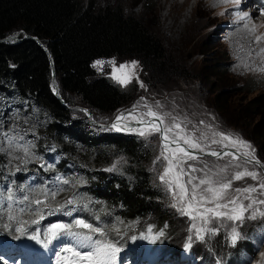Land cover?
<instances>
[{
  "label": "trees",
  "instance_id": "obj_1",
  "mask_svg": "<svg viewBox=\"0 0 264 264\" xmlns=\"http://www.w3.org/2000/svg\"><path fill=\"white\" fill-rule=\"evenodd\" d=\"M14 32H18L20 41L1 40ZM30 36L38 38L41 45ZM198 52L203 53V49ZM134 57L152 84L180 73V66L168 57L160 39L132 12L124 13L120 3L96 6L93 0H0V107L9 103L11 96L17 110L37 114L46 123L44 139L63 153V161H78L83 166L76 168L87 176L86 186L80 190L83 194L75 195L81 207L90 211L88 217L94 211L104 224L125 221L135 230L151 222L165 232L160 240L163 248L178 251L192 236L180 240L176 222L180 216L164 203V189L147 168L144 139L133 133L100 129L83 112L66 107L73 103L86 107L96 120L100 115L114 117L129 103L136 86L121 88L107 74L97 73L93 61ZM50 58L65 105L49 86ZM216 66L222 70L214 75L224 71L222 63ZM72 96L79 97V101H73ZM256 101L254 98L244 109L254 112ZM256 126L255 140L264 159V113ZM113 151L124 157V164L103 168L104 163L114 160L110 157ZM4 157L0 154V183L15 181L16 177L6 173ZM0 232L3 237L1 227ZM13 234L8 231L6 246L0 250L5 256L15 257L22 246L11 240ZM209 243L202 250L220 255L225 264H243L237 257L238 250L250 248L247 239H238L233 245L221 233Z\"/></svg>",
  "mask_w": 264,
  "mask_h": 264
},
{
  "label": "rangeland",
  "instance_id": "obj_2",
  "mask_svg": "<svg viewBox=\"0 0 264 264\" xmlns=\"http://www.w3.org/2000/svg\"><path fill=\"white\" fill-rule=\"evenodd\" d=\"M81 1L86 2L87 0ZM93 1L96 6L120 3L124 13L129 14L132 12L142 21L144 26L160 39L168 57H171L180 66V73L177 76L173 75L165 78L162 83L152 84L148 79V74L145 71H141L142 65L138 58H128L124 61L114 59L117 67L120 64L130 63L132 61L139 62L135 75L139 77V81L143 82L144 87H140L139 82L135 78H133L132 83L127 87H123L112 78V66L108 63V61L113 60L112 58L94 60L93 64L97 60L105 61L102 69L100 67H94V69L99 74H107L121 88L129 89L131 86H136L131 92L132 98L129 103L125 104L126 107L121 108L114 117L123 111H130L133 108H135L138 114L146 113L148 109L144 105L147 103L154 111H158L161 114H171L170 117L166 118V124L171 125L173 123L171 117H175V122L181 124L185 129V134L194 133V138L199 140L201 145L204 146L205 151L223 149L226 152L237 151L228 141L212 144V139H221L219 136H214V133H226L231 134L233 137L242 138L251 144L255 157L261 162L260 165L253 163L246 166L242 165L241 168H235L233 167L234 165L242 164V156L240 159H233L232 156L228 155L218 158L206 155L200 156L191 151L199 159L188 160L186 157H183L182 153H177V160L183 159L185 161L182 166L186 170L189 165L200 169L204 168V165L207 164L206 171L211 170L212 172L217 171L219 168L227 167L225 174L228 175L229 179H231L235 171H242L244 167L258 173L256 180H253L251 177H245L242 180L233 181L232 189L230 190L231 195H235L234 189L236 187H247L249 185L258 187L264 181V159L260 155L259 147L255 140L257 131L256 122L262 113H264V72L258 70L264 68V52L261 51L264 49V44L255 46L257 43L254 40L255 36L251 37V35H256V32L261 33V30H264V18L257 17V19H254V14L257 12L248 8L245 11L249 17L245 19L250 20L252 25H249L245 21L238 24L236 28H228L227 23L230 19L232 20L236 17L228 9L231 5L230 0L226 3L220 2V0ZM257 15L260 14L257 13ZM247 28L251 30H247ZM16 33L14 32L12 34ZM6 40L11 41L12 39ZM200 48L203 49V53L198 52ZM217 63L223 64L224 71L214 75L215 72L222 70L217 68ZM56 85L58 87V81L51 76L49 84L51 91ZM8 94L9 92L7 91L6 96H9ZM9 98V101L7 100L9 103L0 107V154L5 156L3 158L5 163L7 165L12 164L13 166L19 167L21 165L22 167H27L29 163L38 162L44 163L49 168L55 167L56 162L61 158L62 154L61 152H57L56 145L53 142L44 139V126L46 123L41 122L37 114L29 110L25 112L19 109L17 110L16 105L12 103L13 98L11 96ZM254 98L257 99L256 102L258 105L255 107L254 112L251 113L246 111L244 106L248 105ZM71 99L76 102L79 101V97L77 96H72ZM157 102H159V108H157ZM64 104H66L65 101ZM73 105H76V103H73L70 109L78 110L72 108ZM104 116L106 115H100L97 121L108 124L114 118ZM128 119L124 120L125 122L119 126L121 127L119 129L140 136L136 131L125 130L127 128L132 129L129 126L130 121H127ZM132 120L135 121L134 119ZM102 129L110 128L106 127ZM112 129L117 130V128ZM204 135L207 136V139H200ZM140 137L144 139L147 149L146 157L149 158L147 168L152 173V177L156 183L164 189L162 196L164 203L171 206L174 202L173 198L168 192L166 185L161 183L159 177L165 167L168 166L167 161L164 160L161 153L163 152L165 155H171L172 153L165 151L163 145L160 143L158 134ZM180 142L184 144L182 140ZM224 144L228 146L224 147ZM184 145L187 146L186 144ZM23 148L28 149L27 155H25ZM252 149H249V151H252ZM191 150L199 151L198 149ZM240 152H243L242 148ZM49 153H52V155L48 156L47 154ZM16 157H19V159ZM110 157H114V160L109 164L104 163L103 168H112L114 167V163L118 166L124 164V157L122 158L116 151H113ZM193 175L202 177L204 173L197 171ZM187 178V176L184 177L185 180ZM55 182L51 178L44 180L36 177L31 181L30 189L34 191H39L43 188L51 190ZM55 191L56 196L54 199L50 198L52 203L48 204L49 207H52V205L60 206V202H63L64 196L61 199L58 197L61 191L59 189H55ZM261 191H264V189L258 190L252 195L257 199L264 200V196L260 195ZM54 200L56 201L54 202ZM244 203L247 205L249 201L245 200ZM21 208L28 209L25 206L19 209ZM256 208L264 211V205H254L252 210ZM83 212L84 210H82ZM176 212L180 216L176 219L180 240L190 235L196 239L195 242L201 247L200 249H206V244H210L209 241H213L217 237L216 233L206 232L203 233L205 235L204 241L197 239L195 231H190V226L193 221L186 220L181 217L183 215L180 212L177 210ZM13 214L17 217V221L21 222L20 226L21 224H28L33 217L29 209L25 213L16 211ZM36 214H39V212ZM7 215L8 213L4 215V218L1 217L3 225L9 224V227H12V225L18 224L16 221H8ZM196 223L198 225L201 224L199 220ZM32 224L34 223L32 222ZM103 226L109 238L115 240H120L126 235V231L129 229L135 232V227H128L125 221H118L112 223V225ZM213 226H219V233L230 242H232L231 228L237 227V230L241 233L242 238L240 239L247 238L254 245V248L260 247L255 254L254 262L252 261L250 264H264V216H261L259 211L256 212V218L254 220L247 219L246 214L242 227L231 221H226L223 224L219 221H213L212 224L207 225L208 228H212ZM248 229L249 232L246 233ZM143 230L144 227L138 230L140 234L137 236L132 235L131 241L143 235L146 245H149L157 236H162L160 233H165L163 229L154 231L149 223L145 226L144 232ZM86 232L90 233V236H95L91 231ZM21 236L24 235L19 233L16 235V237ZM101 237V240L110 242L107 237ZM175 237L178 240V236L175 235ZM175 237L172 236L171 241H174ZM74 238L78 242V250H89L82 247V242L78 238ZM58 242L65 244L67 240L61 238L55 244H58ZM114 244L120 248L116 260V264H119L124 250L119 244ZM49 247L55 258L56 246L53 244ZM158 247H162V242L158 244ZM135 254H133L134 257L136 256ZM150 258L149 251L140 260L141 263L139 262L138 264H152L153 261H149ZM17 259L18 257L11 258L6 263L16 264ZM126 260L124 259L121 264H125ZM183 263L184 261H181L179 264Z\"/></svg>",
  "mask_w": 264,
  "mask_h": 264
},
{
  "label": "snow or ice",
  "instance_id": "obj_3",
  "mask_svg": "<svg viewBox=\"0 0 264 264\" xmlns=\"http://www.w3.org/2000/svg\"><path fill=\"white\" fill-rule=\"evenodd\" d=\"M220 2H228V0H220ZM235 3H239V0H234ZM235 15L239 16L241 19H245L248 14L247 12H236ZM257 37V41H259ZM264 52V49L261 50ZM112 66V78L116 80L123 87H127L132 83L133 78H135L140 87H144L142 81H139V77L135 75V71L139 65L138 61H132L130 63L120 64L119 67L116 66V61L113 59L108 61ZM105 61L97 60L93 67H100L102 69ZM247 67V65H245ZM261 72H264V68L258 69ZM144 107L148 109L146 113L135 114L136 110L133 108L130 110L128 117L120 116L117 117V122L114 123L113 127H117V124L120 120L131 119L136 120L137 124L143 125L142 128L132 129L136 131L140 136H147L152 134H158L160 140L162 141L163 148L165 151L171 152V155H165L163 152L161 155L164 160L167 161V167H165L163 173L160 175L159 179L161 183L165 184L168 192L173 198V203L171 207L180 212L183 216H186L189 220L193 221L190 226V231L194 230L196 233V238L204 241L205 235L203 233H219V226H213L208 228L207 225L212 224L213 221H219L223 224L226 221H231L235 224H238L240 227L243 226L245 216L247 214V219L254 220L256 218V212H260L261 216H264V211H260L259 208L253 209L254 205H264V200L255 198L252 194L258 190L264 189V181H262L259 186L249 185L247 187H236L234 189L235 195L230 194L232 189L233 181H239L245 177H251L253 180L257 179L258 173L255 171H250L247 167H244L242 171H235L232 174L231 179L228 178L227 167L219 168L217 171L212 172L211 170L206 171L207 164L204 165V168L197 169L195 166L189 165L186 170L182 165L185 163L183 159L177 160V153H182L183 157H186L188 160H196L199 157L193 155L190 151L186 150L183 147H175L172 145H178L182 140L184 144L188 146V149H198L201 153H205L204 146L201 145L199 140L194 138L193 134H185V129L181 126L180 123H176V118L171 117L173 123L168 125L165 123L166 118L170 117V113H159L154 111L151 106L145 103ZM159 102H157V108H159ZM144 116L151 117L149 120H145ZM117 130H120L117 128ZM179 130V131H176ZM214 136L221 137L220 140L212 139V144L223 143L228 141L231 143L232 147L237 151L235 152H226L220 153L216 151H209L205 153L206 155L222 158L224 155L232 156L233 159H240L243 157L242 164H236L233 167L241 168L242 165L246 166L249 164L260 165V160L255 157L254 149L249 142L244 141L242 138L233 137L231 134L226 133H214ZM200 139H207V136L204 135ZM227 144H224V147H227ZM23 147V146H21ZM243 149V152H240V149ZM252 149V151H249ZM25 155L28 154V149L23 148ZM19 159V157H16ZM174 161H176L174 163ZM200 171L204 175L202 177H197L193 173ZM187 176V180L184 177ZM64 184H67L68 181L64 180ZM260 195L264 196V191L260 192ZM56 191L51 192V198H55ZM0 197L3 200L7 201V220L12 222L16 221L18 224L21 222L17 221V217L13 214L16 211L20 213H25L28 209H16L14 205L18 202L23 203L27 202L29 204L40 205L42 202L39 199L30 200L27 195L17 196L16 193L8 188L3 192H0ZM247 200L249 203L245 205L244 201ZM47 202H45L46 204ZM69 204L73 201H68ZM211 205V206H209ZM5 205L0 202V209H3ZM252 210V211H250ZM43 219V216L41 217ZM200 221L201 224L198 225L196 221ZM33 223H38L33 221ZM75 227L85 230H90L93 233L103 236L104 232L99 227H94L91 223L85 222L84 219H76ZM5 229L9 231H14L21 235L27 234V230L23 226H17L14 229L9 227V224L4 225ZM151 231V229H149ZM34 234L28 235V239L35 240L37 243H41L39 236L40 233L35 229H32ZM48 232L51 233L50 236H46V242L44 247H48L53 240H57L60 237V233H63L64 236H72L78 238L82 242V247L85 251H80L71 246L65 245L63 247V252L71 253L74 260H67V257H64L67 261V264H116L117 254L120 252V248L117 247L114 243H110L106 240L94 239L93 236L85 235L80 232L73 231L72 224L56 223L51 225L48 228ZM163 235V233H160ZM19 238V237H17ZM242 238L241 233L237 230V227L231 228V241L235 245L237 240ZM191 241L192 237L188 238ZM191 247V244L188 245ZM59 264V262H58Z\"/></svg>",
  "mask_w": 264,
  "mask_h": 264
},
{
  "label": "water",
  "instance_id": "obj_4",
  "mask_svg": "<svg viewBox=\"0 0 264 264\" xmlns=\"http://www.w3.org/2000/svg\"><path fill=\"white\" fill-rule=\"evenodd\" d=\"M24 37H29L27 34H24ZM32 39H34V40H36L40 45H41V43H40V41L38 40V38H36V37H33V36H30ZM6 39H12V41L14 40H16V41H20L21 40V38H19L18 37V32L16 33V34H12V35H7V37H5V38H3V39H1V40H6ZM50 66H51V76L52 77H54V79H55V71H54V64H53V60L50 58ZM52 92H53V94L56 96V98H58L59 99V101L64 105V100L60 97V94H59V91H58V87H57V85H56V87H53L52 88ZM72 108H75V109H78V110H81L88 118H89V120L93 123V124H95V125H97V126H99V127H106V126H113L114 125V123H116L117 122V117H120V116H122L123 114H128L130 111H123L122 113H120V114H118L116 117H114L113 118V120H111V122L110 123H108V124H105V123H101V122H98V121H96V120H94V118H93V116H92V113L90 112V110L88 109V108H86V107H81V106H73ZM135 114H137V113H135ZM120 115V116H119ZM138 115V114H137ZM149 119H151V117H147L145 120H149ZM125 121L123 120V121H119V123L117 124V126H120L122 123H124ZM130 123L131 124H137V122L136 121H130ZM139 126H142V125H139V124H137V127H139ZM160 143L162 144V141L160 140ZM179 144L183 147V148H185L186 150H188V151H191V152H193L194 154H197V155H201V156H205L206 154L205 153H207L206 151H205V153H201L200 151H194V150H191V149H188V147L187 146H185L184 144H182L181 142H179ZM163 145V144H162ZM172 146H175V145H172ZM214 151H216V152H220V153H224V152H226V150L225 149H223V150H214ZM206 156H209V155H206ZM213 157V156H212Z\"/></svg>",
  "mask_w": 264,
  "mask_h": 264
},
{
  "label": "bare ground",
  "instance_id": "obj_5",
  "mask_svg": "<svg viewBox=\"0 0 264 264\" xmlns=\"http://www.w3.org/2000/svg\"><path fill=\"white\" fill-rule=\"evenodd\" d=\"M81 111V110H80ZM82 112V111H81ZM91 112V111H90ZM92 113V112H91ZM92 116H93V118H94V120H96L95 119V117H94V115H93V113H92ZM123 116H128V115H126V114H123ZM97 121V120H96ZM121 121V120H120ZM129 126L132 128V129H135L136 127H137V124H129ZM143 126V125H142ZM175 147H182L180 144H178V145H176ZM206 152H209V151H206ZM0 227L2 228V232H3V237L5 238L6 237V234L8 233V229H5L4 228V225L2 224V222H1V217H0ZM10 228H12L13 229V226L12 227H10ZM1 233V232H0ZM0 238H2L1 236H0ZM21 245H22V243H20ZM1 250V249H0ZM18 255H16L15 257H13L11 254L9 255H6L5 256V258H8V257H11V258H16ZM141 263V261H140V259H135V263ZM152 264H162V261H153L152 262Z\"/></svg>",
  "mask_w": 264,
  "mask_h": 264
}]
</instances>
